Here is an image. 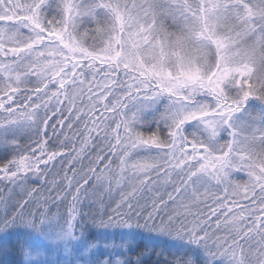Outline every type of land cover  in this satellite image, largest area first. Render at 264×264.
I'll use <instances>...</instances> for the list:
<instances>
[{
    "label": "snow or ice",
    "instance_id": "6c2138e0",
    "mask_svg": "<svg viewBox=\"0 0 264 264\" xmlns=\"http://www.w3.org/2000/svg\"><path fill=\"white\" fill-rule=\"evenodd\" d=\"M0 150V264H264V0H0Z\"/></svg>",
    "mask_w": 264,
    "mask_h": 264
},
{
    "label": "rangeland",
    "instance_id": "374dc122",
    "mask_svg": "<svg viewBox=\"0 0 264 264\" xmlns=\"http://www.w3.org/2000/svg\"><path fill=\"white\" fill-rule=\"evenodd\" d=\"M169 25H171V20H169L166 24V27H168ZM169 30H173L171 27H169ZM34 138V137H33ZM28 141L27 138L23 141V142H26ZM4 158V154H3V151L0 150V161H2ZM31 180L32 178L30 177L29 178V182H30V186H37L35 184H31ZM5 192H7V189H4ZM101 194H103V198L105 200V202L107 203L110 199L114 202L115 200H118L119 199V193L118 192H112V193H106V192H103L102 190H97L96 194L94 197H90V199H94L98 196H100ZM109 207H111V205H109ZM85 211H89L90 209H84Z\"/></svg>",
    "mask_w": 264,
    "mask_h": 264
},
{
    "label": "trees",
    "instance_id": "16d2710c",
    "mask_svg": "<svg viewBox=\"0 0 264 264\" xmlns=\"http://www.w3.org/2000/svg\"><path fill=\"white\" fill-rule=\"evenodd\" d=\"M53 123H55V121H53ZM48 132H49V136L51 137V136H52L51 127H49ZM62 138H63V136H61V139H62ZM27 142H28V141L23 142V143H27ZM57 143H58V141H57ZM69 146H70V145H69ZM50 147H51V144H50ZM83 164H84V165H87V160H84V161H83ZM80 166H81V164H80L79 162H77L76 167L79 168ZM57 169H59L60 172H61V175H63V170L60 169V161H59V160L56 161V168H54V169L52 170L53 173H54ZM69 175H71V172H69ZM50 179H51V177H50ZM0 187H3V185H0ZM90 187H91V186H90ZM45 194H47V193L45 192ZM85 209H88V208H85ZM55 211H56V209L53 208V212H55Z\"/></svg>",
    "mask_w": 264,
    "mask_h": 264
}]
</instances>
